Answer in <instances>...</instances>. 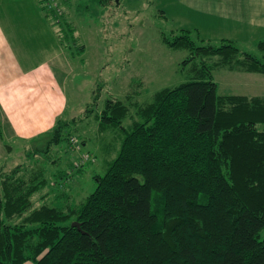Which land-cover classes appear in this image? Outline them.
<instances>
[{"label": "trees", "instance_id": "obj_1", "mask_svg": "<svg viewBox=\"0 0 264 264\" xmlns=\"http://www.w3.org/2000/svg\"><path fill=\"white\" fill-rule=\"evenodd\" d=\"M62 27L74 39L72 24ZM191 33L162 35L188 50L189 79L136 105L128 127L123 100H105L98 127H116L122 138L79 204L33 206L47 184L44 169L28 177L20 165L0 170V264H264V95L218 93L208 61L264 73V38L259 56L228 39L197 43ZM74 122L55 119L46 152L69 142Z\"/></svg>", "mask_w": 264, "mask_h": 264}, {"label": "rangeland", "instance_id": "obj_2", "mask_svg": "<svg viewBox=\"0 0 264 264\" xmlns=\"http://www.w3.org/2000/svg\"><path fill=\"white\" fill-rule=\"evenodd\" d=\"M42 1L53 6L56 16H46L37 0H0V15L5 28L15 30L8 33H12L17 51L30 53L28 60L49 58L65 98L59 116L75 118L74 133L69 135V142L63 140L46 152V131L30 138L16 136L7 129L0 104V170L20 165V173L25 168L28 177L43 168L47 184L32 195L33 206L47 203L67 209L94 189V175L105 172L120 146V130L98 127V112L105 100H123L128 107L123 125L128 127L132 119H138L136 105L151 101L162 87L189 79L192 61L182 63L188 50L168 46L162 35L190 28L197 43L207 36L212 44H218V40L182 0ZM62 21L72 24L74 39H64ZM253 40L243 34L238 45L260 56ZM79 45L83 49L80 54ZM217 60L218 56L208 59L214 64L212 74L218 93L264 90L257 80L264 76L262 73L231 70L215 64ZM19 117L14 116L13 123L19 124Z\"/></svg>", "mask_w": 264, "mask_h": 264}, {"label": "crops", "instance_id": "obj_3", "mask_svg": "<svg viewBox=\"0 0 264 264\" xmlns=\"http://www.w3.org/2000/svg\"><path fill=\"white\" fill-rule=\"evenodd\" d=\"M182 1L190 11H196L203 28L213 32L212 36L216 33L215 40H232L239 47L238 38L244 34L254 39L256 48V42L264 38V0ZM1 18L0 15V104L5 110L4 114L0 107L1 116L11 133L30 138L49 130L65 108L63 87L49 58L28 60L30 53H25V49L17 51L19 47L14 44L12 33H8L15 30L5 28ZM202 38L210 42L208 36ZM257 80L264 89V76ZM241 94L264 95V90L254 88ZM14 116H20L19 124L13 123Z\"/></svg>", "mask_w": 264, "mask_h": 264}, {"label": "water", "instance_id": "obj_4", "mask_svg": "<svg viewBox=\"0 0 264 264\" xmlns=\"http://www.w3.org/2000/svg\"><path fill=\"white\" fill-rule=\"evenodd\" d=\"M71 225H75L78 229H80L79 223L77 221H72Z\"/></svg>", "mask_w": 264, "mask_h": 264}]
</instances>
